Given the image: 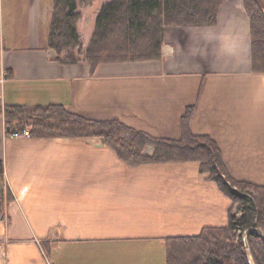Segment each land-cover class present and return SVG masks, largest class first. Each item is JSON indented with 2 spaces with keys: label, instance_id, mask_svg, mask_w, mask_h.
I'll list each match as a JSON object with an SVG mask.
<instances>
[{
  "label": "crops",
  "instance_id": "obj_1",
  "mask_svg": "<svg viewBox=\"0 0 264 264\" xmlns=\"http://www.w3.org/2000/svg\"><path fill=\"white\" fill-rule=\"evenodd\" d=\"M235 2L245 8L244 0H224L209 30L167 28L161 60L93 68L56 61L49 46L54 0L23 3L37 10L21 22L2 16L0 0L1 103L61 105L87 120H118L176 140L192 106V134L217 142L234 177L263 184L264 72L253 70L249 15L240 25L227 12L220 23ZM91 6L78 9L84 49L97 20L86 34ZM7 129L0 115L2 188L14 197L0 217V264H155L154 252H165L167 239L229 223L230 199L200 175L197 162L131 165L101 140L13 139ZM86 246L118 250L68 254Z\"/></svg>",
  "mask_w": 264,
  "mask_h": 264
},
{
  "label": "trees",
  "instance_id": "obj_2",
  "mask_svg": "<svg viewBox=\"0 0 264 264\" xmlns=\"http://www.w3.org/2000/svg\"><path fill=\"white\" fill-rule=\"evenodd\" d=\"M96 0H54L49 46L56 61L75 65L86 62L93 68L104 63L147 62L162 59L167 28L205 31L217 25L224 0H101L104 5L96 20L88 47L83 48L78 25L80 5ZM250 19L252 61L255 72H264V10L258 0H244ZM193 107L182 119L180 139L153 137L118 120L93 121L61 105L3 106L8 134L28 131L31 138H84L103 140L117 156L131 165L197 162L200 172L230 199L237 214L221 228H205L197 236L166 240V264H252L242 235L259 228L264 233V183L237 180L230 174L222 151L209 136L192 134L189 123ZM151 146L153 152L146 155ZM4 164L0 161V180ZM14 199L0 191V217ZM238 233L240 235H238ZM254 264H264V237L248 236Z\"/></svg>",
  "mask_w": 264,
  "mask_h": 264
},
{
  "label": "rangeland",
  "instance_id": "obj_3",
  "mask_svg": "<svg viewBox=\"0 0 264 264\" xmlns=\"http://www.w3.org/2000/svg\"><path fill=\"white\" fill-rule=\"evenodd\" d=\"M32 2L33 0H3V13H2V16L4 15L5 18H9L10 16L18 21V22H21L22 20L25 21L27 19V17L29 15H34V11H35V14H36V10L37 9H27V8H22V4L23 3H26V2ZM102 1L101 0H96L92 6L89 8L88 12L90 13V17L89 19L86 21V24H85V31H86V34L88 33V30L90 31L91 28H92V22H93V19H94V15L95 17L98 18V15L99 14H96L94 13L96 7L99 6V3H101ZM234 13L239 19H241V23L240 25L243 24V22L245 21V19L248 18V14L247 12L245 11V8H244V5H243V2L240 3H233V5L231 7H228L226 9V11L224 10V12L222 13V15L220 16V23H223L224 22V18L226 17V13ZM95 30V29H94ZM94 34V32H93ZM93 37V35H92ZM85 42H86V45L88 46L89 44V41L87 39V36H85ZM8 44V43H7ZM149 149V148H148ZM199 170V173L202 177H204L206 180H208L207 178V175L206 174H202L200 172V168L198 169ZM230 171V170H229ZM231 174V172H230ZM232 175V174H231ZM233 178L237 179L236 177H234L232 175ZM239 180V179H237ZM209 181V180H208ZM250 182V181H249ZM209 183H213L216 185V183L212 182V181H209ZM253 183V182H252ZM3 185V179L0 180V187H2ZM217 186V185H216ZM220 190V189H219ZM221 191V190H220ZM222 192V191H221ZM223 193V192H222ZM224 194V193H223ZM234 213V214H237V207H231L230 209V213ZM239 215V213L237 214ZM259 229V228H258ZM262 231V230H261ZM245 234V233H244ZM244 234L242 235V238H243V242H244ZM238 235H240L238 233ZM80 247L78 248H74V249H67L69 251V255L73 256H77V257H80V256H85V257H101V256H104V255H113L111 250L113 252H115L116 250L118 249H108L107 251H105V249L103 250H100L98 248H95V247H91V246H86L82 249H79ZM86 248L87 250V254H85V252L83 251L84 249ZM246 248V246H245ZM248 249L249 251L246 249V252L248 251L247 255L248 257L250 258L252 264L253 263V260H252V257H251V250H250V244H249V240H248ZM126 251L125 249H123V252ZM81 254V255H80ZM83 254V255H82ZM116 254V253H115ZM90 256V257H89ZM50 257H52V254H50ZM154 257H155V264H166V251L164 252L163 250H160V249H156V251L154 252ZM160 259V260H159ZM75 262V260H72ZM77 264H81V263H77Z\"/></svg>",
  "mask_w": 264,
  "mask_h": 264
},
{
  "label": "water",
  "instance_id": "obj_4",
  "mask_svg": "<svg viewBox=\"0 0 264 264\" xmlns=\"http://www.w3.org/2000/svg\"><path fill=\"white\" fill-rule=\"evenodd\" d=\"M7 131L10 132V129L8 128ZM101 141H102V143H104L103 140H101ZM251 233H256V234H259V235H261V236L264 237V233L260 229H258V228H255V229H252V230H249V231L245 232V234H244V244H245L246 249L248 251H249V249H248V236ZM248 251H247V253H248ZM248 255H249V253H248Z\"/></svg>",
  "mask_w": 264,
  "mask_h": 264
},
{
  "label": "built area",
  "instance_id": "obj_5",
  "mask_svg": "<svg viewBox=\"0 0 264 264\" xmlns=\"http://www.w3.org/2000/svg\"><path fill=\"white\" fill-rule=\"evenodd\" d=\"M10 137L13 139H20V138H30L31 136L28 131H24L22 133H19V132L12 133L10 134ZM0 247H1V244H0Z\"/></svg>",
  "mask_w": 264,
  "mask_h": 264
}]
</instances>
